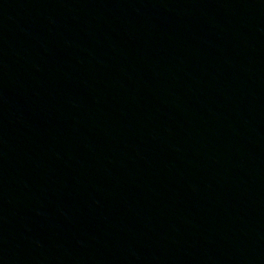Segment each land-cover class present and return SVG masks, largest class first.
<instances>
[{"label":"water","instance_id":"1","mask_svg":"<svg viewBox=\"0 0 264 264\" xmlns=\"http://www.w3.org/2000/svg\"><path fill=\"white\" fill-rule=\"evenodd\" d=\"M138 264H264V0H190Z\"/></svg>","mask_w":264,"mask_h":264}]
</instances>
